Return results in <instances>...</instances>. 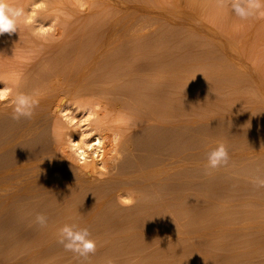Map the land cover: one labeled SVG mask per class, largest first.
Masks as SVG:
<instances>
[{
    "label": "rangeland",
    "instance_id": "1",
    "mask_svg": "<svg viewBox=\"0 0 264 264\" xmlns=\"http://www.w3.org/2000/svg\"><path fill=\"white\" fill-rule=\"evenodd\" d=\"M119 1L130 8H145L152 11L154 15L144 12L138 14V19L143 20L141 21L143 24L135 30L139 36L142 34L141 39L136 41L124 39L125 42H121L123 39L119 42L110 40L111 45L109 44L108 48L102 51L98 50L102 43L100 45V40H97L100 36L102 38L101 34L105 32L101 24L104 26L109 19L111 20L116 10L110 6H102L105 0H100L102 3L96 0H7L11 6L22 8L24 15L17 32L0 35V95L3 96V99H0V264H77L73 253L64 251L62 246L56 243L59 230L73 223L80 227H88L91 238L97 244L96 254L84 264H107L109 260L113 264H264V188L255 190L250 183V180L257 175L264 176V3L255 16L241 20L232 11V0H178L180 3L173 0ZM97 28L99 37L95 35ZM57 43L68 46L62 53L68 51L66 55L68 53H70L69 57L74 55L70 58L79 59L77 62L80 64H85L83 63L85 59L88 62L95 60L94 62L98 63L93 66L91 72L89 71L79 79L80 86L85 85L89 77L91 80L100 79L102 72L104 77L102 65L118 55L128 53L127 65L122 71L138 72L135 74L137 77L142 76L143 71L145 70L146 73L149 69V67L143 68L145 62L147 63L145 66H150L155 60H159L157 61L159 64L155 61V67L158 69L160 65L163 66L162 61L170 56V60H166L164 65L177 75L173 78L175 83L166 84L165 88L170 89L168 98L167 90L163 87L166 91L165 98L167 100L170 98L171 103L174 102L170 106L173 109L168 110V114L165 112L164 114L168 117L170 113V118L173 113L174 121L171 122V118L169 122L167 117H162L165 119L164 123L155 124L159 122L151 120L152 122L146 121L142 125L145 128L141 126L138 128L133 124V116L132 118L129 114L121 116L118 113L121 120L118 119L114 114L116 111L111 109L113 114L110 113L111 111H108L110 105L97 98L100 96L92 95L91 92V95L89 93L86 95V92L83 95L69 96L65 100L57 101L55 106L51 107L56 110L48 108L47 113L44 110L39 115L41 118L35 120L37 126L34 123L35 126L30 127L32 132L25 128L28 134L26 131L22 134V137L26 134L23 140L22 137L20 140L18 136L17 139L11 138L10 134L12 135L17 128L20 131L26 119L19 121L12 119V109L8 105V99L17 90L23 91L24 88L26 90L25 84L31 86L27 90V93H30L29 88L43 81L40 72L49 69L56 61L42 62L43 64H39L41 68L38 65L32 68V65L38 62L35 50L52 48ZM133 46L139 48L144 46L142 48L149 51L141 49L142 51L135 53L132 51ZM159 53L161 57L158 56ZM162 53L167 57H162ZM238 53L243 55L240 60L237 57L234 58ZM171 58L175 61L172 62ZM151 59L152 63H150ZM120 65L122 64L118 63L113 67ZM71 66L67 68H72L73 71L75 68ZM67 68L64 70L69 71L70 69ZM228 73L234 78L229 79ZM206 77L207 81L204 80ZM39 78L41 81L38 80ZM225 78L229 83L224 82ZM211 81L214 84L210 83ZM220 82L221 84H218ZM48 83L38 85L39 87H36L38 90L34 88L31 93L37 92L39 96L42 93L45 94L49 91ZM130 85L128 82L126 87H123L124 92L127 90L131 92L133 85ZM151 85L153 89L155 88L154 90L160 88L157 84V88ZM146 86L142 80L138 91L141 87L147 92L151 87L146 88ZM140 93H142L141 90ZM106 96L114 98L113 95ZM123 96L124 94L115 98L120 97L117 100L122 103L125 110L127 109L128 112L130 110L131 113L133 108L129 109V104L134 107L133 104L136 106L137 103L138 106L139 102L127 96L126 100L132 101L128 100L124 103L126 95ZM145 96L148 97V95ZM121 98L123 102L120 101ZM145 108V106L144 109L136 108L137 111L132 113L140 115ZM123 109L120 113L127 112ZM55 111L58 113L56 114ZM105 122H107L106 126L110 127L113 124L115 127L116 125L126 127L131 123L133 129L135 127L139 129H135L134 135V132L132 134V130H129L132 127L129 129L127 127L125 129L131 131L130 134L126 132L127 136L123 132V136H120V139L124 137L123 140H125L134 135L131 137L134 143L129 149L120 146L121 157L118 156L119 160H115L118 165L125 163L128 170V166H132L130 168L134 170H130L134 172L137 171V167L142 168V165L145 168L147 163L149 167H156L158 164L160 167L164 163L163 160L165 164L168 161L172 164L170 170L172 179L166 181V176H162L158 182L155 181L158 183L157 188L162 182L165 187L173 186V189H170L177 195L174 194L170 201L172 209L169 206L166 207L170 210L168 209L169 212L163 215L162 211L167 212L165 207L164 209L162 205V208L153 207L154 210L162 209V211H159L161 214L155 218V221L150 219L152 220L150 222L146 219L149 227L146 226L145 221L144 223L140 221L142 216L143 218L146 216L144 212L147 214L148 212L140 210L143 213L141 215L136 207H131L132 203L125 204L124 201L131 200V195L138 196L145 203L150 202V197L153 200L156 196L157 198L162 196V199L167 196L168 192L165 191V196L164 190L155 191L156 188L148 187L150 182L146 183L147 185L144 182L147 187L143 186V181L140 185L139 182L135 183L141 188L137 189V192L133 190L128 192L121 190L119 193L112 192V194L107 192L105 196L102 195V199L107 195L108 202L98 207L90 200L92 197L89 195L85 197L87 194L92 196L93 191L92 194L91 191L85 194L86 188H84L85 190L82 189V191L85 195H74L75 185H78L80 179H84V177L81 178L82 173L79 174L78 171L80 163L75 158L74 146L81 142L78 139L79 136L83 134L85 138L93 137L101 127L105 126ZM109 122H112L111 125ZM26 124L28 120L24 126ZM53 127H59L57 128L59 131ZM119 131L122 130L116 133ZM16 132L12 135L13 137L17 135ZM7 137L8 141H6ZM220 143L225 144L233 155L234 166L218 170L206 169L207 154ZM38 160H42L41 163ZM102 164H98L101 168L99 167V171L94 173L99 181L107 176H104L107 172ZM134 165L136 168H133ZM40 170L45 172L40 173ZM206 171L211 174H206ZM61 176L65 177V181L63 178H58ZM183 180L186 182H182ZM152 189L155 190L152 191ZM128 195L131 197L129 198ZM87 199L90 201L87 202ZM61 212L62 219L57 220L56 215ZM40 213L49 216V222L45 228H40L35 223V216ZM142 224L145 226L143 227ZM137 225L149 230L155 229L156 232H153L154 235L151 233V237L145 233L130 240L133 234L132 228L136 229ZM129 229L131 231H128ZM145 238L149 240L144 241Z\"/></svg>",
    "mask_w": 264,
    "mask_h": 264
},
{
    "label": "bare ground",
    "instance_id": "2",
    "mask_svg": "<svg viewBox=\"0 0 264 264\" xmlns=\"http://www.w3.org/2000/svg\"><path fill=\"white\" fill-rule=\"evenodd\" d=\"M96 1H98V3L100 2V0H96ZM173 1H178V0H173ZM179 1H181V0H179ZM178 1V3H180ZM100 3H102V2H100ZM102 6H110V7H112L114 10V12H115V15H112V18L111 17H108V18H111V20L109 19V21L104 25V26H102L103 24H101V27H104L103 29H104V33H102L101 35H102V38H101V36H100V39H97V40H100L99 41V44L101 45V43H102V45H101V47H99L100 49H98V50H102L103 51V49L104 48H106L109 44H110V40H112V41H120L121 39H123V40H121V42H123L124 41V39L125 40H128V41H132V40H139V39H141V35L139 36L137 33H136V30L135 29H137V27L140 25V24H143V22H141V21H143V20H141L140 19V21H139V19H138V14H141V13H148V14H152V15H154V13L152 12V11H150V10H147V9H145V8H140V7H136V8H130V7H127V6H125L122 2H120L119 0H105V3H102ZM262 8V7H261ZM202 10V9H201ZM202 13V12H201ZM113 14V13H112ZM139 18H140V16H139ZM142 18V17H141ZM150 19H152V18H150ZM104 20V19H103ZM100 21H102V20H100ZM148 21V20H147ZM149 22H150V20H149ZM152 23V22H151ZM144 24H145V22H144ZM97 25V24H96ZM99 25V24H98ZM97 25V26H98ZM151 25V24H150ZM141 26V25H140ZM140 26H139V28H140ZM143 26V25H142ZM145 26V25H144ZM152 26V25H151ZM99 27H100V25H99ZM153 27V26H152ZM94 29V28H93ZM96 29V28H95ZM102 29V30H103ZM152 30L154 31V29L152 28ZM97 31H99L98 30V28H97V30H96V34L95 35H98L97 34ZM91 32V31H90ZM88 33V32H87ZM142 33V32H141ZM92 34V33H91ZM91 34H89V35H91ZM94 34V33H93ZM140 34V33H139ZM86 35H88V34H86ZM145 36V35H144ZM143 36V38H145ZM156 36V35H155ZM95 37V36H94ZM98 37H99V35H98ZM95 38H97V37H95ZM185 38V37H184ZM93 39V38H92ZM160 39V38H159ZM163 40V39H162ZM92 41V40H91ZM102 41V42H101ZM128 41H127V43H128ZM142 41V40H141ZM76 42V41H75ZM125 42V41H124ZM139 42V41H138ZM146 43V42H145ZM174 43V42H173ZM172 43V44H173ZM201 43V42H200ZM99 44H97V46L99 45ZM123 44V43H122ZM132 44V43H131ZM130 44V45H131ZM142 44V43H141ZM170 44V43H169ZM111 45V44H110ZM137 45V44H136ZM148 45V44H147ZM123 46H125V45H123ZM122 46V47H123ZM129 46V45H128ZM127 46V47H128ZM69 47H71V46H69ZM121 47V46H120ZM142 47H144V46H142ZM139 48L138 46H133V49H132V51L133 52H135V53H137V52H139L141 49H143V48ZM67 48H68V46H63L61 43H57L54 47H52V48H43V49H37V50H35V55H36V59H37V63L36 64H33L32 65V68L33 67H36V65H38L39 66V64H41L42 62H48V61H50V60H53V62H54V60L56 61V63H53V62H51V63H53V64H51V66H50V68L49 69H46V70H42L41 72H40V77H42L41 78V80H43L40 84H37V86L38 85H43V84H45V83H47V82H49L48 83V89H49V91H47V90H45V94H41L39 97H37V99H38V101H39V104H38V106L36 107V109H35V115H34V117L31 119V120H28V124H26V126H24V124L27 122V120L26 121H22L24 124L22 125L23 127L21 128V130L20 131H18V128H17V130H14L13 131V133H12V135L14 134L15 135V132H16V136H12L11 134H10V136H11V138H16L17 139V136L19 137V139L22 137V134H24V132L26 131V127L28 128V130L30 129V127L31 126H37V124H36V122H35V120L37 119V118H41L39 115L45 110L46 111V113H47V110L46 109H51V110H53V109H55V108H51L52 106L54 107L55 106V104L57 103V101H61V100H65L66 98H68L69 96L71 97V96H78V95H83V94H85L86 92H87V94L86 95H88V93H89V95H98V96H100V97H97L99 100H102L104 103H107V105L109 106L108 107V111H111L110 113H112V110L111 109H113V111L115 110L116 111V113L118 114H120L121 116L122 115H124V114H126V115H130L129 117H131L132 118V116L134 117V122H133V124H135V126H141V127H144V126H142V125H144L145 124V122L147 121V122H149V121H151V120H155V122L157 121V122H159V123H155V124H160V122L161 123H164L165 122V119H163L164 117L166 118L167 116V114H168V110L170 111V110H172L173 109V107H171L170 108V106H172L173 104L172 103H174V102H170L171 101V99L169 98L168 100L165 98V90H163V87H164V89H166L165 87H167V85L166 84H169V85H171L172 83H175V81L173 82V78L177 75L174 71H171L170 70V68H168V67H166L164 64L166 63V60H168L169 59V57L170 56H168L165 52V54L168 56V58L167 59H165V61H162L164 64H162L163 66L161 67V65L158 67V69L155 67V61L157 62V61H159V60H155L154 61V63H152V59H151V62L150 63H152L150 66L149 65H147V66H145L147 63L145 62L143 65V68H145V67H149V69L146 71V73H145V70L143 71L144 72V74H142V76H136L135 74H137L138 72H126L125 70L124 71H122V69L124 68V67H126L125 65H127L126 63H127V60H128V53H126V54H122V55H118V57H116V58H113V59H111V60H108L107 62H105V60L103 61V62H105L103 65L105 66H103L102 65V68H103V71H104V77L102 76V74H103V72H102V74L100 75L101 76V78L100 79H96V78H94V80H91L90 79V77L89 78H87L89 81L85 84V85H83V86H80V82H79V79L83 76V75H85V74H87L89 71L91 72V70H92V68H93V66L95 65V64H98V63H96V62H94V61H91V62H88L86 59V61L84 60L83 61V63L85 62V64H80L79 62H77V60L79 61V59H77V60H75V59H73V57H72V59L70 58L71 56H74V55H70V57L68 56L70 53H68L67 55H66V52H68V51H65L64 53H62L65 49L67 50ZM72 48V47H71ZM108 48V47H107ZM171 48V47H170ZM196 48V47H195ZM122 49V48H121ZM129 49H131V48H129ZM69 50V52H70V49H68ZM72 50V49H71ZM105 50V49H104ZM108 50V49H107ZM143 50H146V49H143ZM230 50V49H229ZM101 51V52H102ZM121 51V50H120ZM142 51V50H141ZM147 52L149 51V50H146ZM146 51H143V52H146ZM186 51V50H185ZM73 52V51H72ZM78 52V51H77ZM124 52V51H123ZM126 52V51H125ZM124 52V53H125ZM128 52V51H127ZM131 51H129V53H130ZM152 52V51H151ZM156 52V51H155ZM79 53V52H78ZM74 54V53H73ZM90 54V53H89ZM103 54V53H102ZM105 54V53H104ZM118 54V53H117ZM131 54V53H130ZM133 54V53H132ZM163 54V53H162ZM165 54H163V56L162 57H167ZM221 54H222V52H221ZM34 55V56H35ZM88 55V54H87ZM98 55V54H97ZM154 55V54H153ZM165 55V56H164ZM170 55V54H169ZM234 55V54H233ZM236 56H234V58H236L237 57V59H239L240 60V58L242 59V56L243 55H241V53H238V54H235ZM66 56H68L67 58H65ZM85 56V55H84ZM112 56V55H111ZM116 56V55H115ZM152 56V55H151ZM155 56V55H154ZM159 57H161V53H159V55H158ZM182 56V55H181ZM216 56V55H215ZM91 57V56H90ZM100 57V56H99ZM173 57V56H172ZM75 58H77L76 57V55H75ZM108 58V57H107ZM154 58V57H153ZM69 59V60H68ZM82 59V58H81ZM109 59V58H108ZM155 59H157V57L155 58ZM162 59V58H161ZM164 59V58H163ZM171 59H173V58H171ZM177 59V58H176ZM204 59V58H203ZM202 59V60H203ZM218 59V58H217ZM66 60H68L67 62H66ZM130 60V59H129ZM148 60V59H147ZM150 60V59H149ZM148 60V61H149ZM170 60V59H169ZM236 60V59H235ZM239 60H237V61H239ZM97 61V60H96ZM147 61V62H148ZM173 61H175L174 59L172 60V62ZM222 61V60H221ZM236 61V62H237ZM242 61V60H241ZM97 62H100V61H97ZM123 62V63H122ZM130 62V61H129ZM168 62H170L171 63V61H168ZM177 62V61H176ZM244 62V61H243ZM79 63V64H78ZM118 63H121L122 65H120L119 67H121V68H119V67H113V66H115L116 64H118ZM158 64H159V62H157ZM170 63H167V64H170ZM179 63V62H178ZM43 64V63H42ZM45 64V63H44ZM157 64V65H158ZM160 64H161V62H160ZM176 64V63H175ZM174 64V65H175ZM70 65H72L74 68V70L72 71L71 69L72 68H67V66H70ZM191 65V64H190ZM38 66H37V68H38ZM71 66V67H72ZM101 66V65H100ZM140 66V65H139ZM165 66V67H164ZM220 66V65H219ZM240 66V65H239ZM40 67V66H39ZM80 67V68H79ZM128 67H129V65H128ZM155 67V68H154ZM170 67V66H169ZM36 68V70H40V69H37ZM41 68V67H40ZM64 68H67L69 71H67V70H64ZM76 68H78V69H76ZM97 68V67H96ZM101 68V69H102ZM172 68V67H171ZM44 69V68H43ZM99 69V68H98ZM136 69H138V68H136ZM156 69V71H154V70ZM173 69V68H172ZM35 70V69H34ZM35 70V71H36ZM32 71V70H31ZM98 71V70H97ZM179 71V70H178ZM181 71V70H180ZM183 71V70H182ZM39 72V71H38ZM100 72V71H99ZM142 72V73H143ZM196 73V72H195ZM229 73H231V72H229ZM228 73V75H229V77H230V74ZM227 74V73H226ZM232 74V73H231ZM239 74V73H238ZM98 75V74H97ZM96 75V76H97ZM175 75V76H174ZM227 75V76H228ZM235 75V74H234ZM240 75V74H239ZM179 76V75H178ZM184 76V75H183ZM187 76V75H186ZM192 76V75H191ZM245 76V75H244ZM188 77H189V75H188ZM224 77V76H223ZM235 77H236V75H235ZM240 77V76H239ZM189 78H191V77H189ZM197 78V77H196ZM201 78V77H200ZM232 78V76L229 78V79H231ZM234 78V77H233ZM232 78V79H233ZM130 79H132V80H130ZM138 79V80H137ZM202 79V78H201ZM226 79V78H225ZM243 79V78H242ZM37 80V79H36ZM35 80V81H36ZM38 80H40V78L38 79ZM40 80V81H41ZM134 80H136V82H134ZM140 80H141V82H140ZM142 80H143V82L144 83H146V88L148 87V86H150L151 84H153V86L154 87H156V84H157V87L158 86H160V88L159 89H157V90H154L151 86V88L149 89V90H147V92L148 93H150V95L146 92V91H144V90H146V89H144L143 90V88H144V86L143 85H141V86H143V88L141 89V87H140V90L142 91V93H140V90L138 91V89H139V85H140V83H142ZM180 80V79H179ZM200 80V79H199ZM203 80V79H202ZM205 81H207L208 79H207V77H206V79H204ZM146 81H148V82H150V83H148V82H146ZM181 82H182V80H180ZM204 81V82H205ZM224 80H222V82H223ZM228 80L226 79V81H224V82H227ZM25 82V81H24ZM23 82V84H25ZM130 83L131 85L130 86H132L133 85V87H132V89H130L131 90V92H129L128 90V93H127V91H125L124 92V86L126 87V84L127 83ZM134 82V83H133ZM137 82H140L139 84L137 83ZM183 82H185V81H183ZM203 82V81H202ZM224 82H223V85H224ZM28 83H30V81L28 82ZM186 83H188V82H186ZM210 83H213V81H211ZM228 83H229V81H228ZM34 84V83H33ZM36 84V83H35ZM134 84H137L138 85V88H137V85L136 86H134ZM150 84V85H149ZM158 84H161V85H158ZM177 84V83H176ZM206 84V83H205ZM204 84V85H205ZM207 84H208V82H207ZM206 84V85H207ZM214 84V83H213ZM218 84H221V82L220 83H218ZM257 84V83H256ZM32 85V84H31ZM164 85V86H163ZM166 85V86H165ZM182 85H184V84H182ZM186 85V84H185ZM189 85V84H188ZM37 86H35V87H33V88H29V89H34V88H36ZM45 86V85H44ZM161 86H162V88H161ZM203 86V85H202ZM229 86V85H228ZM25 87H27L26 88V90H25V88H24V86H23V88H24V90L26 91V92H28L27 90H28V87H31L30 85H26L25 84ZM39 87V86H38ZM156 87V88H157ZM174 87V86H173ZM224 88L226 87V83H225V86H223ZM245 87V86H244ZM137 90H136V89ZM170 88V87H169ZM41 89V88H40ZM173 89V88H172ZM23 90V89H22ZM23 90V91H24ZM31 90H30V93H31ZM36 90H38V88H36ZM35 90V91H36ZM167 90V89H166ZM209 90V89H208ZM216 90V89H215ZM214 90V91H215ZM24 91V92H25ZM33 91V90H32ZM42 92V91H41ZM90 92H91V94H90ZM168 92L170 93V89L169 90H167V93H166V96H167V98L169 97L167 94H168ZM189 92V91H188ZM209 92V91H208ZM33 93V92H32ZM145 93H147V94H145V95H148V97H146L144 94ZM207 93V92H206ZM211 93H213V92H211ZM242 93H244V92H242ZM124 94V96L123 97H125V95H126V97H125V101L124 100H122V98H121V100L120 101H124V103L126 102V101H128L129 100V102H131L132 100H130V99H128V100H126V98H128L127 96H129V97H131V98H135L136 99V101H138L139 102V104H138V106H137V103H136V106H135V104H133L134 105V107L133 106H131V104H129V105H127V106H129V109L131 108H133V110H131V113L134 111H137V110H135L136 108L137 109H139L140 107H141V109L143 108L144 109V106L146 107L145 108V110L144 111H142L143 113L142 114H140V115H134L133 113L131 114L130 113V110H129V112L127 111V109L125 110V107H123L122 106V103L121 102H119L118 100L120 99V97L119 98H115V96L116 97H118V95H123ZM145 96H143V95ZM209 94V93H208ZM106 95H113L114 96V98L111 96V97H107ZM172 95V94H171ZM106 96V97H105ZM95 97V96H94ZM111 98H113V99H111ZM218 98V97H217ZM79 99V98H78ZM215 99H216V97H215ZM229 99V98H228ZM83 101V100H82ZM173 101V100H172ZM179 101V100H178ZM63 102V101H62ZM134 102V101H133ZM135 103V102H134ZM180 103V102H179ZM141 104H146V105H142L141 106ZM172 104V105H171ZM61 105V104H60ZM123 105H125V104H123ZM149 105H151V106H149ZM181 106V105H180ZM231 107V106H230ZM59 108H61V107H59ZM109 108H110V110H109ZM124 108V109H123ZM170 108V109H169ZM179 108V107H178ZM225 108V107H224ZM237 108V107H236ZM48 109V110H49ZM107 109V108H106ZM120 109H121V111H120ZM122 109H123V111L125 110V111H127V112H124V113H120V112H122ZM223 109V108H222ZM233 109V108H232ZM50 110V111H51ZM56 110V109H55ZM58 110V109H57ZM117 110H118V112H117ZM175 110V109H174ZM179 110V109H178ZM226 110V109H225ZM60 111V110H59ZM141 111V110H140ZM139 111V112H140ZM182 111V110H181ZM227 111V110H226ZM229 111H231V110H229ZM235 111H237V110H235ZM240 111V110H239ZM238 111V112H239ZM52 112V111H51ZM50 112V113H51ZM164 112L165 113H167L166 115L164 114ZM188 112V111H187ZM232 112H234L233 110H232ZM55 113H56V111H55ZM57 113H58V111H57ZM56 113V114H57ZM116 113L114 112V114H115V116L118 118V119H120V115L118 114V115H116ZM229 113V112H228ZM240 113H242V112H240ZM240 113L238 114V115H240ZM2 114V113H1ZM51 114H53V113H51ZM113 114V113H112ZM138 114V113H137ZM172 115H173V113H171ZM183 114V113H182ZM165 115V116H164ZM169 115H170V113H169ZM169 115H168V119H169V122H170V119H171V122H172V120H173V118L175 117H172V115H171V117L169 118ZM233 115V114H232ZM235 115H237V114H235ZM234 115V116H235ZM42 116V115H41ZM45 115H43L42 117H44ZM109 116V115H108ZM115 116H113V117H115ZM177 116V115H176ZM231 116V115H230ZM53 117V116H52ZM107 117V116H106ZM127 117V116H126ZM126 117H124V118H126ZM163 117V118H162ZM108 118V117H107ZM109 118L111 119V117L109 116ZM109 118H108V121H109ZM121 118H123V117H121ZM46 119V118H45ZM114 118H112V120H113ZM176 119H177V117H176ZM40 120V119H39ZM107 120V119H106ZM116 120V119H115ZM121 120V119H120ZM124 120V119H123ZM41 121V120H40ZM39 121V122H40ZM174 121V120H173ZM185 121V120H184ZM113 122V121H112ZM111 122V123H112ZM152 122V121H151ZM34 123H35V125H34ZM40 123H42V122H40ZM106 123L107 122H105V126L104 127H101L100 129H99V131H98V133H96L93 137H87L86 136V138L84 137L85 135H81V133L79 134V135H81V136H79L80 138H78L80 141V143H78V145H76V144H74V145H76V146H74V150H73V152H74V154L76 155V157L75 158H77L78 159V162L80 163V170H78L79 171V174H81L82 173V175H81V178L82 177H84V179H78L79 180V182H78V185H75V187H76V189L74 190L72 187H71V190L73 189V191H74V195H79V194H82V195H85L86 194V192H90L91 191V194H92V191H93V194H92V196L90 195V194H87V196H85V197H92V198H90V200L92 201V202H94L93 204H97V206L96 207H98V206H103V204H104V202H108V198H106L107 197V195H106V197H104V199H102V195L104 194V196H105V194L107 193V192H109V193H111L112 194V192L113 193H119V191H121V190H123L124 192H128V190H133L134 192L136 191L137 192V189H141L140 187H139V185L141 184L140 182L141 181H143L142 182V184H143V186L144 187H150V188H156V190L155 189H152V191H158V190H164V192L166 191V192H168L167 193V196H166V192L164 193L165 194V196L166 197H164L163 199L161 198H157V196L155 197V199H153V200H151L152 198L150 197V202H142L141 201V198H139L138 196H136V195H131L130 197H131V200L132 201H134L133 203H132V206L131 207H136V210L137 211H139L140 212V210H142V211H147L148 212V214L146 213V212H144V215H146L144 218H143V216H142V218L140 219V221L142 220L143 222L142 223H144V221L146 222V219L147 220H149L150 221V219H153L154 221H155V218H158L159 216H160V214H161V212L159 213V211L161 210L162 211V209H158V211L156 210H154V208L155 207H157V208H159V207H161L162 208V206H163V209H164V207H165V210L167 209L166 207H170V209H172L171 208V204L172 203H170V201H171V199H173V197H174V194H176V193H173V191L171 190V189H173L172 187V185L171 186H167L166 185V187L165 186H163V182L162 183H160L159 184V187L157 188V184L158 183H155V181L156 182H158V179H161V177L162 176H166L165 177V179H166V181H168V180H171L172 178V175H170L171 174V165L172 164H170L171 162L170 161H168V162H170V163H168L167 162V164H165L166 162L163 160V164L162 163H160V164H162V166H160L159 167V164L156 166V167H149L148 165H149V163H147L146 165L148 166H146L145 168H143L144 167V165H142V168H140V169H138V167H137V171H134V172H131V170H134V169H131L132 168V166H128L129 167V170H130V172H129V170L128 169H126V167L127 166H125V165H127V164H125V163H121V165H118V162H116L117 160H119V159H117V158H119V157H121V154H119V152L120 151H122V150H119V148L121 149V147L123 148H127V149H129V148H132L131 146H133V139L131 138V137H133L134 135H135V132H136V130H139V129H137V127H135V129H133L134 127H133V124L131 125V123H130V125H127L126 127H124L123 125V127L122 126H120V125H116V127L114 126L115 124H113L112 125V127H110L109 125L108 126H106ZM111 123L109 122V124L111 125ZM150 123V122H149ZM39 124V123H38ZM44 124V123H43ZM58 124V123H57ZM154 124V125H155ZM165 124H167V122L165 123ZM165 124H164V126H165ZM103 125V124H102ZM161 125H163V124H161ZM161 125H159V126H161ZM54 126V125H53ZM120 126V127H119ZM147 126H149V125H147ZM150 126H152V124H150ZM149 126V127H150ZM14 127V126H13ZM21 127V126H20ZM105 127H107V128H105ZM109 127V128H108ZM114 127V128H113ZM127 127H128V129L129 128H131V129H129V130H132V134H133V132H134V135L133 136H131V137H129L128 139H126L125 138V140H123L124 139V137H123V139H120V136L122 137L123 136V132H125V134H126V132H127V134H130V132L131 131H126V129H127ZM141 127H138V128H141ZM153 127V126H152ZM155 127V126H154ZM158 127V126H157ZM54 129H56V130H58L59 131V129H57V128H59V127H53ZM99 128V127H98ZM113 128V129H112ZM126 128V129H125ZM145 128V127H144ZM156 128V127H155ZM160 128V127H159ZM158 128V129H159ZM164 128V127H163ZM34 129V128H33ZM31 130V131H30ZM29 131L30 132H32V128L30 129ZM53 130V129H52ZM118 130H122L121 132L119 131L118 133H116V131H118ZM147 130V129H146ZM55 131V130H54ZM18 132H19V135H18ZM27 132V131H26ZM30 132H29V135H30ZM138 132V131H137ZM147 132V131H146ZM27 134H28V132H27ZM120 134V135H119ZM126 134V135H127ZM40 135V134H39ZM57 135H58V132H57ZM119 135V136H118ZM54 136V135H53ZM56 136V135H55ZM54 136V137H55ZM89 136V135H88ZM128 136V135H127ZM26 137V134H25V136L24 137H22V140H23V138H25ZM118 137H119V139L121 140H119L118 139ZM57 138V137H56ZM59 138H60V136H59ZM62 138V137H61ZM77 139V140H78ZM4 140V139H3ZM6 140V139H5ZM21 140V139H20ZM19 140V141H20ZM53 140V139H52ZM58 140V139H57ZM123 140V141H122ZM6 141H8V137H7V140ZM5 141V142H6ZM135 141V140H134ZM10 142V141H9ZM13 142V141H12ZM16 142V141H15ZM11 143V142H10ZM14 143V142H13ZM59 143V142H58ZM82 143V144H81ZM9 144V143H8ZM138 144H139V142H138ZM3 145V144H2ZM62 146H63V144H61ZM65 145V144H64ZM148 145V144H147ZM21 146V145H20ZM121 146V147H120ZM66 147H67V145H66ZM71 147V146H70ZM21 148V147H20ZM69 148V147H68ZM140 148V147H139ZM65 149V148H64ZM63 149V150H64ZM143 149V148H142ZM124 150H126V149H124ZM134 150V149H133ZM3 152V151H2ZM126 152V151H125ZM21 153V152H20ZM60 153V152H59ZM70 153V152H69ZM121 153V152H120ZM119 154V155H118ZM41 155H43V154H41ZM10 156V155H9ZM40 156V155H39ZM45 156V155H44ZM119 156V157H118ZM72 157H73V155H72ZM143 157V156H142ZM42 158V157H41ZM70 158V157H69ZM24 159V158H23ZM43 159V158H42ZM117 159V160H116ZM123 159V158H122ZM19 160V159H18ZM116 160V161H115ZM156 160V159H155ZM169 160H171V159H169ZM34 161V160H33ZM40 163H41V161L40 160H38ZM68 161V160H67ZM113 162L112 164H111V162ZM115 161V162H114ZM160 161V160H159ZM22 162V161H21ZM20 162V163H21ZM45 162V161H44ZM186 162V161H185ZM38 163V162H37ZM43 163V162H42ZM99 163H103L102 164V166L104 165V169L106 168V172H107V174H105L104 173V176L105 175H107L104 179L102 178V180H100L99 181V179L98 178H96V176L94 175V173L98 170L99 171V167H100V165H99V167H98V164ZM117 163V164H116ZM36 164V163H35ZM116 164V165H115ZM134 164V163H133ZM143 164V163H142ZM24 165V164H23ZM29 165V164H28ZM32 165V164H31ZM37 165V164H36ZM43 165V164H42ZM122 165H123V167H122ZM129 165V164H128ZM132 165V164H131ZM138 165V164H137ZM22 166V165H21ZM38 166V165H37ZM50 166V165H49ZM135 166V165H134ZM133 166V168H136V166L134 167ZM154 166V165H153ZM40 167V166H39ZM43 167H45V166H43ZM131 167V168H130ZM36 168V167H35ZM101 168V167H100ZM25 169V168H24ZM24 169H22V170H24ZM30 169V168H29ZM45 169V168H44ZM79 169V168H78ZM20 170H21V168H20ZM19 170V171H20ZM77 170V169H76ZM127 170V171H126ZM41 171V170H40ZM57 171H59V170H57ZM101 171V170H100ZM45 172V171H44ZM44 172H40V173H44ZM47 172V171H46ZM77 172V171H76ZM170 172V173H169ZM184 172V171H183ZM24 173V172H23ZM53 173V172H52ZM33 174V173H32ZM46 174V173H45ZM45 174H41V175H45ZM48 174H50V173H48ZM61 174V173H60ZM79 174H77V175H79ZM102 174V173H101ZM47 175V174H46ZM168 175V176H167ZM34 176H36V175H34ZM38 176H39V174H38ZM54 176V175H53ZM69 176V175H68ZM43 177V176H42ZM75 177V176H74ZM102 177V176H101ZM58 178H63L62 176L61 177H58ZM57 178V179H58ZM65 178V177H64ZM63 178V179H64ZM78 178V177H77ZM76 178V179H77ZM80 178V177H79ZM46 180V179H45ZM61 180V179H60ZM68 180V179H67ZM38 181V180H37ZM64 181H65V179H64ZM69 181V180H68ZM154 181V182H153ZM73 182V181H72ZM75 182V181H74ZM138 182H139V185L138 186H136V184L135 183H137L138 184ZM144 182H145V184L146 183H148V182H150V183H148V185L147 186H145L144 185ZM161 182V181H160ZM182 182H186V181H182ZM61 183V182H60ZM62 184V183H61ZM76 184V183H75ZM166 184H169V183H166ZM181 185H183V183L181 184ZM62 187L63 186H65L66 187V185H61ZM142 186V187H143ZM183 187V186H182ZM185 187V186H184ZM27 188V187H26ZM84 188H86V191L84 192L85 194H83V191H82V189H84ZM171 188V189H170ZM166 189V190H165ZM175 189V188H174ZM85 190V189H84ZM88 190V191H87ZM148 190V189H147ZM168 190V191H167ZM169 190H171V191H169ZM51 191V190H50ZM72 191V192H73ZM149 191V190H148ZM151 191V190H150ZM64 192V191H63ZM96 192V193H95ZM161 192V191H160ZM177 192V191H176ZM95 193V194H94ZM158 194H160L159 192H157ZM178 193V192H177ZM52 194V193H51ZM69 194H71V193H69ZM125 194V193H124ZM129 194V193H128ZM131 194V193H130ZM133 194V193H132ZM173 194V195H172ZM179 194V193H178ZM89 195V196H88ZM157 195V194H156ZM177 195V194H176ZM175 195V196H176ZM181 195V194H180ZM42 196V195H41ZM80 196V195H79ZM95 196V197H94ZM120 196V195H119ZM123 196V195H122ZM125 196V195H124ZM82 198H84L85 199V197L84 196H81ZM128 197H129V195H128ZM129 197V198H130ZM182 197V196H181ZM145 198V197H144ZM143 198V199H144ZM183 198V197H182ZM184 198H186V197H184ZM83 199V200H84ZM145 199H148V198H145ZM160 199V201H158ZM89 199H87V202L88 201H90ZM113 200V199H112ZM140 201H141V203H140ZM84 202H86L85 200H84ZM73 203V202H72ZM87 204V203H86ZM106 204V203H105ZM113 204V203H112ZM179 204V203H178ZM157 205H159V206H157ZM162 205V206H161ZM51 206V205H50ZM64 206V205H63ZM94 206V205H93ZM138 207V208H137ZM154 207V208H153ZM178 207V206H177ZM65 208V207H64ZM83 208V207H82ZM91 208V207H90ZM153 208V209H152ZM57 209V208H56ZM112 209V208H111ZM119 209V208H118ZM130 209V208H129ZM169 209V208H168ZM168 209H167V212H165V211H162L163 213V215H164V213L165 214H167L169 211H168ZM169 209V210H170ZM63 210V209H62ZM131 210V209H130ZM54 212H56V211H54ZM132 212V211H131ZM53 213V212H52ZM59 213V212H58ZM95 213V212H94ZM141 213V212H140ZM63 213L61 212V214H58V215H56V219L58 220L59 218H61ZM133 214V213H132ZM143 213H141V215H142ZM170 214V213H169ZM168 214V215H169ZM52 215H55V214H52ZM167 215V216H168ZM61 216V217H60ZM162 216V215H161ZM166 216V217H167ZM64 217H66V216H64ZM95 217H97V216H95ZM110 217V216H109ZM123 217V216H122ZM163 217V216H162ZM55 218V217H54ZM115 218V217H114ZM62 219V218H61ZM60 219V220H61ZM120 219V218H119ZM128 219V218H127ZM117 220V219H116ZM121 220V219H120ZM139 220V219H138ZM166 220V219H165ZM134 221H136V220H134ZM152 221V220H151ZM150 221V222H151ZM169 221V220H168ZM95 222V221H94ZM118 222V221H117ZM125 222V221H124ZM132 222H133V219H132ZM132 222L130 221V223L132 224ZM148 222V221H147ZM147 222H146V224H147ZM127 223V222H126ZM138 224V222H134V224ZM139 223H141V222H139ZM166 223V222H165ZM129 224V223H128ZM167 224V223H166ZM166 224H165V226H166ZM119 225H120V223H119ZM126 225V224H125ZM143 225V224H142ZM150 225H152V223L150 224ZM154 225V224H153ZM172 225V224H171ZM124 226V225H123ZM139 225H137V228L136 229H139V230H136L135 228H132L133 230H132V238H130V240L132 239V240H134L135 238H138L139 236H142V235H145V233L147 234V236H149L151 233H153L154 231H155V229L154 230H149V228H143L144 226H145V224L143 225V227H141V226H139ZM147 227H149V225L147 224L146 225ZM161 226V225H160ZM163 226H164V224H163ZM105 227V226H104ZM127 227V226H126ZM132 227V226H131ZM130 227V228H131ZM167 227H169V225H167ZM166 227V228H167ZM98 228V227H97ZM150 228H154V227H150ZM158 228H160V227H158ZM164 228V227H163ZM165 228V229H166ZM135 229V230H134ZM157 229V228H156ZM168 229H170V228H168ZM160 230V229H159ZM128 231H131V229H129ZM135 231V232H134ZM169 231V230H168ZM47 232V231H46ZM108 232V231H107ZM156 232V231H155ZM160 232H161V230H160ZM170 232V231H169ZM169 232H167L168 234H169ZM105 233H106V231H105ZM125 233V232H124ZM51 235V234H50ZM118 235V234H117ZM120 235V234H119ZM131 235V234H130ZM129 235V236H130ZM139 235V236H138ZM152 235H154V233L152 234ZM138 236V237H137ZM169 236H170V234H169ZM171 236H172V234H171ZM114 237V236H113ZM144 237V236H143ZM150 237H151V235H150ZM149 237V238H150ZM166 237H167V235H166ZM123 238V237H122ZM128 238V237H127ZM162 239V238H161ZM141 240H143V239H141ZM140 240V241H141ZM149 239H147V238H145L144 239V241H148ZM154 242V241H153ZM160 257V256H159Z\"/></svg>",
    "mask_w": 264,
    "mask_h": 264
},
{
    "label": "clouds",
    "instance_id": "3",
    "mask_svg": "<svg viewBox=\"0 0 264 264\" xmlns=\"http://www.w3.org/2000/svg\"><path fill=\"white\" fill-rule=\"evenodd\" d=\"M264 0H232L231 8L237 17L241 20H247L257 14ZM24 15L22 8L11 6L7 0H0V35L5 33L12 34L17 32L18 25ZM37 92L27 93L17 90L10 95L8 105L12 109V119L19 121L21 119L31 120L35 115V109L39 104L36 96ZM0 99L3 96L0 95ZM233 155L229 152L225 144L220 143L216 148L207 154L206 169L218 170L234 166ZM210 175L211 172L206 171ZM253 189L264 188V176L257 175L250 180ZM134 201H124L125 204H131ZM49 216L43 213L35 216V223L40 228L47 227ZM56 243L66 252L73 253L77 264H84L92 255L97 252V244L91 238V232L88 227H80L78 224L65 225L59 230ZM107 264H113L111 260Z\"/></svg>",
    "mask_w": 264,
    "mask_h": 264
}]
</instances>
